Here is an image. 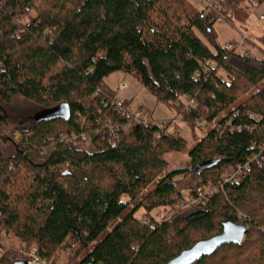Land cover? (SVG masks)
I'll use <instances>...</instances> for the list:
<instances>
[{
	"label": "trees",
	"instance_id": "obj_1",
	"mask_svg": "<svg viewBox=\"0 0 264 264\" xmlns=\"http://www.w3.org/2000/svg\"><path fill=\"white\" fill-rule=\"evenodd\" d=\"M252 3L264 8V0L201 10L190 0H0V264L25 263L32 248L46 264L65 252L68 264L81 255L78 264H163L243 217L241 245L195 264H264V162L189 209L179 208L181 181L174 186L187 173L200 179L192 189L218 185L264 146V58L221 46L214 28L220 17L246 23ZM115 72L134 76L192 129L221 119L189 151L188 172L166 159L187 148L179 124L171 132L150 114L131 125L119 112L131 102L105 83ZM18 99L36 113L67 104L71 119L9 118ZM106 121L120 129L115 142ZM73 135V145L63 141Z\"/></svg>",
	"mask_w": 264,
	"mask_h": 264
},
{
	"label": "rangeland",
	"instance_id": "obj_2",
	"mask_svg": "<svg viewBox=\"0 0 264 264\" xmlns=\"http://www.w3.org/2000/svg\"><path fill=\"white\" fill-rule=\"evenodd\" d=\"M190 1L198 9H203L201 0ZM249 9L251 11V15L249 20L244 24L236 21L232 24H228L223 17H220V19H218V21L214 24V28L218 34V43L221 46H226L229 44H241L242 41H244V46L239 47V51L249 50V56L264 58V21H259V16L264 12V8L262 7L258 10L250 7ZM244 38H247V40H249L250 42L247 44V41ZM105 83L109 88L117 93L116 98L118 99V101L131 102L130 107L133 111H140L141 108H144L147 112H149L148 121H152L154 119L157 124L167 126L168 130L171 132L174 131L175 126L173 124H170L169 126L168 124L170 123L172 118H176L178 115H176L175 112H171L165 104L158 102L157 99L152 94H150L134 76L122 72H115L105 78ZM250 97L251 94L249 93L238 103H242V101H246ZM37 111V108L22 99H18L12 105L7 106V115L9 118L11 116L15 117V119L16 117L20 118V116L31 117ZM228 113L229 110L225 111L222 117L224 115L229 116ZM150 114L153 119L151 118ZM214 121H216V123H220L221 119L213 120L210 123ZM179 122L180 124L178 130L187 141V148L180 153L168 154L166 156V159L169 163V170L179 169L188 172L190 169L188 153L196 145V143L206 135L207 130L201 129L198 126L192 129L186 121L182 123L183 121L181 119H179ZM14 138L15 140H19L21 138L19 132L15 133ZM89 147L90 146L88 142L81 145V148L89 149ZM3 149H6V147ZM175 179L180 180L183 188L188 189H192L200 181L199 177L193 173H187L184 176H177ZM155 184L152 185L148 190H146L143 196L139 200H137L134 205L140 202L143 197L155 187ZM176 210L177 207L173 208V211L171 212V214H168V217L174 215L176 213ZM142 213V209L137 211V216L141 218V220L143 219ZM153 216L161 220L164 215H157L153 213ZM240 220L241 222H245V217L241 218ZM10 236L13 238L10 239L11 245L17 247L19 243L18 240L15 239V237H13L12 235ZM81 257L82 255L78 259L74 260L71 264H78ZM68 258V253H62L59 257L58 264H68Z\"/></svg>",
	"mask_w": 264,
	"mask_h": 264
},
{
	"label": "built area",
	"instance_id": "obj_3",
	"mask_svg": "<svg viewBox=\"0 0 264 264\" xmlns=\"http://www.w3.org/2000/svg\"><path fill=\"white\" fill-rule=\"evenodd\" d=\"M215 0H201L202 5L212 8L213 2ZM251 7L253 9H258V4L257 3H252ZM206 15V14H205ZM259 21H264V12L260 14L259 16ZM247 39V38H244ZM244 46V41H242L241 44H239V47ZM234 47V44H229L227 45V48L231 49ZM120 113H123V115L131 122L130 124H146L148 123L149 120V112L147 111H133L132 108L126 107L122 108L119 111ZM234 115L236 116L238 113L233 112ZM226 116H223L222 118H225ZM250 118L254 119L256 118L253 114L249 115ZM218 120V119H217ZM173 125L176 126V124H180L179 119L176 117L172 120L171 122ZM125 126L124 129H129L131 125ZM105 126L107 129L110 131V137L109 141L110 142H115L119 138L118 133H119V127L114 126L110 121H106ZM197 126L201 129H206L207 132L214 130V129H219L221 124L216 123V121L212 123H204V122H198ZM82 139H86L85 135L80 136ZM78 136L73 135L71 138H63V141H66L68 145H73L75 141L77 140ZM256 163L258 165H262L264 162V146L261 147L260 153L257 155H254L247 163L242 164L237 166L236 168L231 169L223 178L222 181L218 185H206V186H199L196 187L195 189H188V188H180L179 193L182 196L187 197L184 201H182L179 204L180 209H189L191 207H196L199 205H203L207 203L210 199H212L218 192L224 191V186L227 184H234L239 182L242 178L243 175L246 173L247 170H249L251 163ZM177 179L174 180V186L176 188L178 187L177 184ZM171 217H168L167 219L169 220ZM11 236H6L3 235L2 239L4 242L10 244V239ZM13 239V238H12ZM75 248V245L71 246V249ZM3 253L2 251V246H0V255ZM26 264H46L45 261H42L38 255L37 249L32 248L29 251L25 252Z\"/></svg>",
	"mask_w": 264,
	"mask_h": 264
},
{
	"label": "water",
	"instance_id": "obj_4",
	"mask_svg": "<svg viewBox=\"0 0 264 264\" xmlns=\"http://www.w3.org/2000/svg\"><path fill=\"white\" fill-rule=\"evenodd\" d=\"M62 119L69 121L71 119V109L69 105L63 104L57 108L43 110L34 115V120L38 123L50 122ZM213 162L206 165L203 169H209L215 166ZM248 231L247 225L226 221L222 224V231L208 239L195 243L192 247L183 250L181 253L163 264H195L205 257L214 255L219 249L226 245H241ZM26 264V263H21Z\"/></svg>",
	"mask_w": 264,
	"mask_h": 264
},
{
	"label": "bare ground",
	"instance_id": "obj_5",
	"mask_svg": "<svg viewBox=\"0 0 264 264\" xmlns=\"http://www.w3.org/2000/svg\"><path fill=\"white\" fill-rule=\"evenodd\" d=\"M131 108V107H130ZM72 246V245H71ZM71 248V247H70Z\"/></svg>",
	"mask_w": 264,
	"mask_h": 264
}]
</instances>
